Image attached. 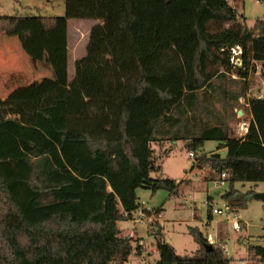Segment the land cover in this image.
<instances>
[{
	"label": "trees",
	"instance_id": "trees-1",
	"mask_svg": "<svg viewBox=\"0 0 264 264\" xmlns=\"http://www.w3.org/2000/svg\"><path fill=\"white\" fill-rule=\"evenodd\" d=\"M65 9L38 17L55 46L63 19L98 21L72 82L34 97L0 98V264L128 261L138 246L118 223L140 207L138 190L178 189L154 151L157 135L179 125L177 110L192 107L217 77L246 79L258 61L264 80V16L249 28L229 0H65ZM22 19L0 15V35L19 30ZM237 45L242 66L231 63ZM249 105L244 137L206 125L189 143L196 149L218 140L226 148L225 156L203 154L199 163L227 172L223 198L233 209L253 197L236 183H264V97ZM192 231L200 246L182 256L154 228L157 264H232L225 242L209 248L204 234ZM248 252L264 264V246Z\"/></svg>",
	"mask_w": 264,
	"mask_h": 264
},
{
	"label": "rangeland",
	"instance_id": "rangeland-1",
	"mask_svg": "<svg viewBox=\"0 0 264 264\" xmlns=\"http://www.w3.org/2000/svg\"><path fill=\"white\" fill-rule=\"evenodd\" d=\"M229 1L240 15L246 18L249 28L254 27L256 21L264 16V0L261 2L257 0ZM65 10V0H0V15L23 17L19 30L4 32L0 36V77L5 71L10 72L20 68H26V72H29L31 70L29 67L35 66L29 62L33 60L36 62L39 57L47 58L48 50L45 47L49 45V51L56 63L53 77L55 82L50 86L54 87L58 84L67 86L72 82L76 74L75 60L77 61L86 54L85 48L91 25L97 24L98 21L72 19L78 24L74 26L68 24L72 23L69 20L63 19L60 27L65 24L66 26L63 29L60 28L58 38H56L60 45L55 46V42L49 40L42 29L38 17H60L65 14ZM26 31H30L32 36H27L30 32L26 34ZM29 39H32L31 42ZM231 63L233 64L232 61ZM23 74H25L24 71L18 76H23ZM49 88L51 87H42L41 90ZM261 90L264 93L261 68L258 64L256 71H253L248 79L241 78L235 72L228 73L224 77H217L212 87L198 92L197 100L192 107L184 105L179 111L177 110L176 115L181 119V123L171 127L170 132L166 134L159 133L158 140L153 143L158 157L165 154L161 162L163 174L175 179L179 183V190L172 195L165 188H160L156 192L141 188L138 191L139 201H145L144 207L148 209H159L163 205L162 215L157 217L159 221L156 227L162 228L163 237L172 243L178 254L182 256L192 255L200 246L192 231L193 228H198L207 239L213 238L217 242H225L232 264H250L246 257L249 245L264 246V205L261 199L255 197L257 193L264 192V183H258V185L250 182L244 183L245 185L236 183V188L242 193L253 191V197L249 198L246 207L228 213L223 194L229 190V183L222 186L214 180H204V178H215L216 172L209 167L205 168L204 164L202 166V163H197L195 158L189 156L191 150L189 143L193 141V137L199 136L201 129L206 125L222 126L231 135L239 137L241 123L249 118L248 108L241 100L246 98L244 100L247 101ZM21 93L10 92L12 96H19ZM239 108H244L246 115L243 117L238 115ZM178 133L181 135L179 136ZM173 134L179 138L171 139ZM185 134L192 138L186 139ZM220 145L221 141L206 140L197 145L194 150L196 158L200 159L203 154L218 151ZM218 152L225 155L224 150ZM209 197L213 199L211 200L213 207L223 208L224 214L214 215L213 221L208 225L207 201ZM237 218L246 222L242 230H235L237 220H239ZM119 225L123 230H121L122 234L130 233L134 228L130 220L120 221ZM135 230L142 236L154 232L153 226L147 228L144 224H138ZM151 241L155 246V234ZM158 257V250L147 257L137 255L134 249L128 261L122 264H142L144 258L153 262Z\"/></svg>",
	"mask_w": 264,
	"mask_h": 264
},
{
	"label": "crops",
	"instance_id": "crops-1",
	"mask_svg": "<svg viewBox=\"0 0 264 264\" xmlns=\"http://www.w3.org/2000/svg\"><path fill=\"white\" fill-rule=\"evenodd\" d=\"M231 5H233V4H231ZM237 12H238V10H237ZM238 14L240 15L239 12H238ZM68 20L70 22H72V23H68L69 25H71V24H73L74 26L78 25L75 22H73L74 19L73 20L72 19H68ZM94 25H96V24L91 25V28ZM27 36H29V37L32 36V33L30 35H27ZM27 40H26V42H28ZM29 40L31 42L32 39H29ZM46 48L48 50L47 58L39 57L38 61L35 62L33 60L32 62H29V63L35 65L33 67H29L31 69L29 72H26V70H27L26 68H20L19 70L15 69V70H12L10 72H7V71L4 72L3 76L0 77V98L4 99V98L12 96L10 94L11 91L22 92L21 95H19V96H27V97L31 96V97H34L42 89V87H53V86H50V84H54L53 82H55L53 77H54V72L56 71V63L54 62V58L52 56V53L49 51L48 46H46L45 49ZM38 55H39V53H38ZM42 60H43V62L41 63ZM75 64H76V60H75ZM257 64L261 68V73H262V63L257 61L256 62V69H257ZM256 69L254 70V72L256 71ZM23 71L25 72V74H23V76H18L19 73H22ZM251 73L252 72H250L248 78L251 76ZM248 78H246V79H248ZM263 88H264V80H263ZM262 90L260 92H262ZM244 99H246V98H244ZM244 99H242L241 101L245 102V105L248 108L247 110H248V117H249L246 122L251 123V121L253 120V116L251 114L249 100L246 101ZM237 114L243 117L244 115H246L245 109L244 108H239L238 111H237ZM230 136L231 137H235V136H233L231 134H230ZM236 138H239V137H236ZM191 150H195V149L191 148ZM220 150H224L225 151V155H226V148L225 147L220 148V149L218 148V151H220ZM218 151H211L210 153L207 154V156H210V155L215 154V153H219ZM219 154L222 155L221 153H219ZM204 155H206V154H204ZM225 155H222V156H225ZM164 158H165V154H164ZM201 165L203 166V164H201ZM202 166H199V168H202ZM204 167L205 168L207 167V169L209 167L211 170H214L209 165H204ZM162 169H163V166H162ZM201 170L204 171V169H201ZM214 171L216 172V170H214ZM216 175L217 176L215 178H213V177L209 178V179L204 178V180H207V181L214 180V181H216L219 178V174L216 172ZM238 183H241V182H238ZM241 184L245 185L244 183H241ZM253 184L254 185H258V183L257 184L253 183ZM178 186H179V183H178ZM178 190H179V187L177 189V192H178ZM171 194L174 195L175 193H171ZM211 200L213 201V199L211 197H209L208 208L210 206L213 207V205L211 204ZM225 203L227 204L226 201H225ZM159 209L162 210L163 209V205H161ZM233 211L235 212V211H237V209H233ZM214 215H218V214H212V212H211V215H209V213H208V219H209L208 220V225H209V223H211L213 221V216ZM237 219H239V218H237ZM237 222L241 226V229H239V230H242L246 226V222L241 221L240 219L237 220ZM118 226H119L120 230H122L120 225H119V223H118ZM235 230H238V229L235 228ZM164 239H165V237H164ZM165 240L168 242L167 239H165ZM208 240L209 241L213 240L215 242V244H213V245H215V246L220 243V242H217L213 238H209ZM221 242H223V241H221ZM168 243H170V242H168ZM170 244L172 245V243H170ZM225 248L227 250V247H225ZM175 249H176V247H175ZM176 252L178 253L177 249H176ZM227 252H228V250H227ZM248 254H249V252H247L246 257H248Z\"/></svg>",
	"mask_w": 264,
	"mask_h": 264
},
{
	"label": "built area",
	"instance_id": "built-area-1",
	"mask_svg": "<svg viewBox=\"0 0 264 264\" xmlns=\"http://www.w3.org/2000/svg\"><path fill=\"white\" fill-rule=\"evenodd\" d=\"M257 1L261 2L262 0H257ZM231 52H232L231 61L233 62V64L235 66H242L243 64V61L241 58L242 52H243L242 47L239 45L234 46L231 48ZM253 97L263 98L264 93L257 92L255 95H253ZM250 98H248V100H250ZM249 127H250V123L243 121L240 125V129H239L240 136L239 137H244L248 133ZM189 156L192 158H195L197 163L200 161L199 158H196L197 155L194 150L189 151ZM216 182L222 186L227 184L228 183L227 182V172L226 171L221 172ZM207 203L209 204V201H207ZM144 206H145V201H142L140 202V207L137 210L131 213L130 212L125 213L127 220H130L133 222L134 228L132 229L130 233H126L122 235L132 239L135 246L136 247L138 246L137 250H135L137 255H141V256L146 255L148 257L149 255L153 254L156 250H158L157 235L155 234V232H153L151 234L148 233L146 236H142L135 229L138 224H144L147 226V228H149L150 226H153V228H155L159 221L157 217H160L162 215V210L148 209ZM226 208H227L226 211L228 213L234 212L230 205L226 204ZM211 212L212 214H218V215L224 214L223 208L211 207ZM235 228H237L238 230L241 229V226L238 222L236 223ZM154 234H155V239H156L155 246H153V242L151 241L153 239ZM209 243H211L212 245L215 244L213 240H210ZM224 250L227 252L226 248H224ZM247 259L249 260L250 264H257L251 260L249 254H248ZM158 260H159V257L156 258L155 261L153 262L144 258L142 259V261H144L142 264H157Z\"/></svg>",
	"mask_w": 264,
	"mask_h": 264
},
{
	"label": "water",
	"instance_id": "water-1",
	"mask_svg": "<svg viewBox=\"0 0 264 264\" xmlns=\"http://www.w3.org/2000/svg\"><path fill=\"white\" fill-rule=\"evenodd\" d=\"M256 198L261 199L264 202V192L257 193L255 195ZM206 247L212 248L213 245L211 243L207 244Z\"/></svg>",
	"mask_w": 264,
	"mask_h": 264
}]
</instances>
